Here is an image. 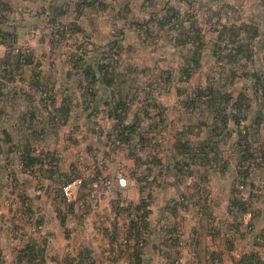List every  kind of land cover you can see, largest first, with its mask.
Returning <instances> with one entry per match:
<instances>
[{
  "label": "crops",
  "instance_id": "1",
  "mask_svg": "<svg viewBox=\"0 0 264 264\" xmlns=\"http://www.w3.org/2000/svg\"><path fill=\"white\" fill-rule=\"evenodd\" d=\"M109 1L113 5L104 4L107 0L88 5L85 0H0V31L12 40L9 44L6 40L0 41V64L4 65H0V70L4 68L0 76V99L5 104L0 115V177L6 175L15 180L17 192L23 199L18 206H0V218L3 214L9 216L8 222H0V264H24L17 257L27 246L36 257H42L44 264H64L66 258L79 257L86 251L94 264H102L99 252H94L100 247L101 239L104 240L101 251L106 256L103 264H134L130 250L120 243L129 225V215L124 210L117 212L116 206L138 203L140 199H145L149 209L141 264H170L162 256L172 250H176L175 264H198L197 246L215 247L212 248L215 257H232L234 237H229L227 232H239L241 213L242 216L255 214L252 199L245 197L242 191L236 193L234 187L239 180V150L245 143L250 146L248 136L258 134L259 128L254 125L245 128L241 124L239 115L246 108L240 113L234 102L247 101L249 96L240 92L235 97L229 87L235 76L239 78L236 68L241 58L228 53L223 56L228 45L221 47V44L223 40H236L234 36L237 37L238 32L248 35L249 30L254 38L260 37L261 30L245 23L237 27L224 23L221 27L228 31L220 30L210 38L212 45L222 52L217 58L214 56L215 59L225 60L221 66V82L199 91L198 98L191 99L193 103H189L187 112L190 116L194 111V117L206 114L212 119V125L206 129L201 127L204 136L197 141L184 137V131L179 129L180 135L175 137L172 152L167 155L166 151L159 153L150 148L156 140L157 126L149 125L151 129H146L136 121L146 117L151 123L154 122L152 117H161L164 122L170 110L169 102L174 97L175 110L182 107L186 111V101L179 99V93L167 97L163 91L150 88L148 82L154 87L169 89L181 76L190 79L201 66L207 42L196 28L197 16L192 22L181 12L187 10L185 13L189 14L194 5H205L204 0H182L183 7L164 6L157 13L148 12L145 17L128 16L130 7L125 12L115 11L118 5H127L119 0ZM133 1L127 3L134 6ZM108 7H112L109 12L114 13L109 23L113 26L119 23L118 19L122 21L116 32L101 29V11ZM215 22L220 24L221 16L216 17ZM165 27L173 34L175 45L181 42L187 46L179 68L170 66L167 57L160 60L149 56L153 54L149 45L155 44L151 43L153 35ZM140 39L146 42V61L139 63L131 60L130 53H134L137 42L142 43ZM238 44L243 48L249 46L246 41ZM241 50L239 55L246 58L247 53ZM150 59H153L152 64ZM159 61L168 67H157ZM242 69L241 77L250 81V96L264 106V91L255 80L259 76L264 80V63H245ZM214 95L231 98L223 105L221 113L230 118L226 127L222 126L221 118L214 119L215 109L220 105V98L216 100ZM9 101L13 105L10 106ZM116 104L125 107L121 123L114 116ZM97 116L102 119L101 124L94 120ZM234 116L239 117L238 123ZM10 134L15 136L6 144L3 135L6 138ZM215 136L233 138L232 160L224 159ZM252 142L259 148L264 147L258 137ZM199 149L206 152L204 158L205 153L197 154ZM176 162L182 165L181 172ZM232 163L235 166L233 177L226 173L228 164ZM263 164L264 156L260 163L255 162L247 180L255 170L262 169ZM119 167L126 170V186L113 181L111 187H104L102 180L113 177ZM193 167L205 171L204 176L211 186L210 196L213 194L216 199L215 207L221 208L225 217L233 219V226L229 223L227 232L214 227L199 235L189 216L188 222L175 224L173 228L177 230L178 241L173 249L169 238L173 230L165 219L169 214L176 216L181 210L191 211L192 205L197 207L198 202L192 204V196H185L181 191L180 182L182 175L194 174ZM185 169L189 170L188 174ZM75 174L88 179L80 190L81 197L67 203L61 187ZM92 182L98 185L95 190L99 203L95 209L90 206V191H87ZM234 199L245 206L240 215H236L237 208L231 204ZM184 200L186 203H182ZM89 211L93 212L88 215ZM86 223L99 225L98 233L89 235V240L85 239ZM112 236L116 239L112 240ZM226 242L229 244L224 249ZM206 254L204 249L202 257H208ZM229 264H233V260Z\"/></svg>",
  "mask_w": 264,
  "mask_h": 264
},
{
  "label": "rangeland",
  "instance_id": "2",
  "mask_svg": "<svg viewBox=\"0 0 264 264\" xmlns=\"http://www.w3.org/2000/svg\"><path fill=\"white\" fill-rule=\"evenodd\" d=\"M106 1V0H105ZM120 2L127 5V7L119 6L116 7L117 11L120 9L121 12H125L126 8H131V11L128 16L134 15L136 17L143 16L145 17L148 12H154L157 13L158 10L162 9L164 6H174L177 7H183V1L182 0H135L131 3H127L128 0H119ZM113 5L112 1L107 0V2H104V4ZM205 5L198 6L197 4L194 5L192 8H190V12L184 14L185 18L188 17V19L195 21L193 19L195 16L197 21L195 23L196 28L200 29V33L203 35L204 40L207 42L205 51L203 54L202 64L201 66L192 74L190 79H185L184 76H181L178 80H175L173 83L172 88L169 87H163L160 89V87H154L151 85V82H148V85H150V88L154 90H160L163 91L165 95H168L167 97H173L176 96V92L180 94L181 97L179 99H183L185 102V109L182 107L175 110V106H173V100L172 98L169 102L170 107L173 106V108H170V110L167 111L166 120L163 122L161 117H152V120L154 122L149 123L150 118H142L140 122L136 121V123H139L140 127H144L146 129H151L150 127H156L155 132L156 133V140L152 142L151 149L154 152L164 153L167 152V155L172 152L171 146L173 142L175 141V137L179 136L180 132L179 129L182 128L184 131V137H187L188 139H193L197 141L198 139H201L204 136L203 129H206L212 125V119L207 116L206 114H198L197 117H194V111H192V114L190 115L191 118H189V103H193L191 99L196 100L198 98L199 91H206L207 87H215V85H220V79L222 77V68L223 62L225 60H216L217 55L219 53H222L220 51V48L213 46L210 40L211 37H215V35H218V32L220 30L222 31H228L225 28H222L221 25L226 23V25L234 24L236 27L237 25H241L242 23H245L246 25L257 26L261 30V36L256 37L253 36L252 31L249 30V34L246 35L244 32H238L237 37L234 36V41H222L221 47H225V45H228L226 48L227 50H224V54H231L236 55V58H241L239 66H237V75L238 76L233 78V82L231 84L230 90L234 93L235 97L238 93L242 92L244 94H247L249 97H247V101L244 102L248 105V108L244 110L243 113L239 115L241 124L244 125V127L249 126H257L259 128L258 134H251L248 136L249 140L251 142L249 148L251 153H253V157H256V161L258 163L261 162V158L263 157V151L264 147L259 148L254 142H252L254 139L258 137L260 141L264 142V106L263 102L255 101L253 97L250 96V81H246L244 78L241 77L243 73L242 66L245 63H254V61H257V63H264V0H204ZM86 4V3H85ZM106 4V5H107ZM88 5V4H86ZM115 6V5H114ZM95 7V6H94ZM98 8L101 10H104L103 6L98 5ZM113 7V6H112ZM111 7V8H112ZM84 7H80L79 9H83ZM86 8V7H85ZM88 8V6H87ZM110 7H108V10L101 11L100 21L103 23L102 28L103 31H111L116 32L117 30H120V23H122L121 20L118 19V24H113V26L109 23L111 20V15H114L113 12H109L111 10ZM119 11V12H120ZM221 16V22L220 24H217L216 17ZM144 40V39H143ZM173 34L170 33V30H168L167 27L160 30V33H155L153 35V39L151 40V43L149 45V51L152 52V55H149L150 57H154V59L159 58L160 60L164 57H167V63L174 67L179 68L183 63V55L186 53V47L185 43L176 42L178 45H175V42H173ZM8 44L10 43V40H6ZM140 41H142L140 39ZM246 41L249 46L248 47H239L238 43ZM136 43V42H135ZM160 43V44H159ZM143 44V45H142ZM156 44H159L158 46ZM165 48V49H164ZM224 48V49H226ZM145 49H146V42L139 43L135 45L134 53H130L131 60L135 62H142L146 61L145 59ZM164 49V51H163ZM243 50L247 53V57L243 58L242 55H239V50ZM148 50V49H147ZM241 50V51H242ZM0 55L2 53L0 52ZM213 55V57H212ZM221 55V54H219ZM1 58V56H0ZM246 59V60H244ZM246 61V62H245ZM147 63V62H146ZM153 63V59H150V64ZM234 65L237 63L233 62ZM2 67L3 64H0ZM249 65V64H248ZM162 66H165L162 61H159V64L157 67L161 68ZM165 67H168L166 65ZM4 70V68H3ZM3 70H0V76H3ZM175 72V70H174ZM153 77V76H152ZM156 79V78H154ZM154 79H151L153 81ZM146 80V79H145ZM225 81V80H224ZM154 84V83H153ZM148 87V86H147ZM171 88V90H170ZM170 90V91H168ZM2 94L1 86H0V95ZM13 94V93H12ZM176 101V100H175ZM7 104V103H6ZM8 104L11 106L13 105L12 101H9ZM3 105H5L3 102H1L0 99V112L3 111ZM73 105V103H72ZM87 105V104H86ZM183 106V105H181ZM188 111V112H187ZM196 111H199L196 109ZM91 112V111H89ZM2 113L0 115L2 116ZM0 116V118H1ZM261 117L259 121H257V117ZM94 120L98 122V124L102 123V119L99 118V116L94 117ZM4 121V120H3ZM150 125V127H149ZM192 126L190 129L189 127ZM184 127V128H183ZM203 129H202V128ZM199 131V133H198ZM198 133V134H196ZM15 135L10 134L8 137L4 138L3 135V142H6V144L11 143L13 141ZM150 137V136H148ZM224 138V136H221ZM219 140L218 144L220 146V150L222 151V155L224 159L232 158L233 157V138H224L221 139L220 136H215L214 140ZM253 143V144H252ZM263 151H262V150ZM92 151H90L91 153ZM89 153V152H88ZM232 160V159H230ZM229 160V161H230ZM233 162V161H230ZM6 164H8V159H6ZM262 169L255 170L251 176L250 180H244V182L238 180V183L235 184L237 187L236 189H240V191L244 192L245 197H250L252 208L255 209V214H244L238 218L240 219L239 224L241 227L239 228V232H230L228 230V224L229 226H233L232 222L233 219H229L227 216L225 217L223 215L222 209H218L216 206V199H214L213 194L210 196L211 186H209L208 178L205 175V171L199 167H193L194 174L190 176L182 175L181 178V191L185 193V196H192L191 201L192 204L195 202H198L197 207L195 208L193 205L191 206L192 209L190 210H181L177 215H168L167 219H165V222L168 223L170 226L169 228L173 230V228L176 226L175 224L179 223H186L190 219L193 223V225H196L197 229L199 230V235L201 233H205L206 231L214 228V227H220L223 229L224 232H229V237H234V244L232 251H230V255L232 257H215L212 248L215 249V247H211L207 249V245L203 246V249L199 246L196 247V257L199 259L198 264H229V261L232 262V260H236L239 262L241 259V256L243 254L248 255H254V257L250 258L251 264H264V164L261 166ZM10 168V167H9ZM217 169V168H213ZM229 171L226 172L228 176L232 177L235 174V166L234 163L228 164ZM185 174H188L189 170H184ZM126 170L122 167H119L115 175L113 177H107L104 178L105 182L102 184L104 187H111L113 184V181H116L117 184L120 186L119 178L125 179ZM166 173H168V170L166 169ZM224 177L226 174H223ZM74 178H80L82 182L84 183L85 179L79 174H75ZM126 181V180H125ZM250 182V185L248 183ZM242 183V185H240ZM126 186V185H125ZM123 186V187H125ZM98 185L95 184V182H92L88 185L87 191H90V206L92 208L98 207V198H97V189ZM215 188V187H214ZM17 183L15 180H10L9 177H6V175L0 177V192L1 198L0 200V206H4L7 208H11L13 205H19V203L23 200L21 199L20 192H17ZM80 190L76 192L75 197L72 201L78 200L80 195ZM149 199V198H148ZM176 199V198H175ZM173 199V200H175ZM179 201V200H177ZM194 201V202H193ZM182 203H186L185 200ZM188 204V202H187ZM182 205V204H181ZM180 205L181 209L183 208ZM186 205V204H185ZM211 207V208H210ZM198 209V211H197ZM212 209V210H211ZM93 211L87 212V214H91ZM195 212H197L195 214ZM167 215V214H166ZM240 215V214H239ZM9 217V216H8ZM7 215L3 214V217L0 218V222L4 224L5 222L9 221V218ZM120 218V216H119ZM105 221V219H104ZM235 225V224H234ZM86 230H85V239H88V236L97 232V227L99 226L98 223L94 225V223H86ZM233 229V227H232ZM177 230L171 231L169 233L170 238V244L173 249L178 246L177 241ZM235 234V235H234ZM175 238V241L173 239ZM201 243L204 244L202 240H200ZM104 243V240L101 239L98 241V244L100 247L95 250L94 252H99L98 257H102L101 263L105 260L104 252L101 251L102 245ZM125 244V242H123ZM229 244V242L225 243L224 249H226V245ZM229 247V245H228ZM195 247H193L194 249ZM206 250L208 257H202V252ZM176 250L172 251H165L167 252L166 255L162 257H166V262L170 264H175V260L177 259L176 254L174 253ZM164 253V252H163ZM215 253V252H214ZM228 260V261H227ZM12 261V260H11ZM102 263V264H103ZM155 264V263H154ZM159 264V263H158ZM249 264V263H248Z\"/></svg>",
  "mask_w": 264,
  "mask_h": 264
},
{
  "label": "trees",
  "instance_id": "3",
  "mask_svg": "<svg viewBox=\"0 0 264 264\" xmlns=\"http://www.w3.org/2000/svg\"><path fill=\"white\" fill-rule=\"evenodd\" d=\"M95 1L97 0H85L86 4H93ZM73 27H70V29ZM0 38H1V42L5 41L7 39L11 40L10 36H6V34H4L3 32L0 31ZM256 83L258 85H260L264 91V80L259 76L256 77ZM219 95V94H218ZM214 95L215 98L214 99H218L219 100V104L222 105L221 106H217L218 108L215 109V120H217L218 118L220 119V122L222 123L223 127L227 126V122L230 119L228 115H222L221 113L223 112V105H226L227 103H229L231 101V98L229 96H225V95ZM244 101L241 99H237L235 100V104L237 106V110L241 113V111L243 109H247V104L243 103ZM114 116L115 119L119 121V123L123 122V116H124V112H125V107L122 104H116L114 105ZM217 118V119H216ZM234 121L235 123L239 122V117L234 116ZM215 132V133H214ZM216 130L213 129V135H216ZM243 139V138H242ZM243 140H246V138H244ZM201 150H204V148H201ZM200 149L197 151V154H201V153H205L203 155V158L206 156V152L205 151H201ZM263 151V150H262ZM252 151H250V148L248 146V144H244L243 147H241V149L239 150V165L237 166V172H238V178H239V182L244 180H247V178L249 177V174L251 173V168L254 166L255 162H256V157H253V153H251ZM263 156H264V151H263ZM177 163V162H176ZM176 168L180 171L182 169V165H178V163L176 164ZM181 172V171H180ZM238 183V181H237ZM236 183V184H237ZM240 185H242V183H240ZM237 187H234V191L237 193L238 191H240V189H236ZM233 208H237L236 209V215L240 214L241 212H243L245 210V206L243 203H239V201L237 199L232 200L231 202ZM147 202L145 201V199H140L138 201V203H128L127 205H121L120 203L119 205L116 206V210L121 211L124 210L126 212H128L129 215V222H128V228L124 234V238H126L128 240V242H125L124 246L126 248H128V250H130V256L133 258L134 260V264H141L140 262V254L142 252V247L144 245V237L147 234V223H148V219L147 216L149 214V209H147ZM236 225V224H235ZM236 228V226H235ZM112 240H115V236L111 237ZM121 245H123L122 242H120ZM233 244V243H232ZM232 249V247H231ZM249 257H254V255H246L243 254L241 256V259L238 261L234 260L233 264H251L250 263V258ZM17 260L19 262H23L24 264H44V261L42 260V257H36V255L31 251V247L27 246L25 247L19 257H17ZM64 264H94L93 260H92V256L90 255V253L88 251L84 252L83 255H80L79 257H75V258H66L64 261Z\"/></svg>",
  "mask_w": 264,
  "mask_h": 264
},
{
  "label": "built area",
  "instance_id": "4",
  "mask_svg": "<svg viewBox=\"0 0 264 264\" xmlns=\"http://www.w3.org/2000/svg\"><path fill=\"white\" fill-rule=\"evenodd\" d=\"M1 41V38H0ZM105 180H102V183H104ZM119 184L120 186H125L126 185V181L123 178H119ZM83 182L80 178H71L70 180H68L67 182H65L62 187H61V194L63 199L69 203L72 202L73 198L75 197L76 192H78L79 189H81L83 187ZM173 241H175V238L173 239ZM122 242H128V240L126 238L123 237Z\"/></svg>",
  "mask_w": 264,
  "mask_h": 264
}]
</instances>
